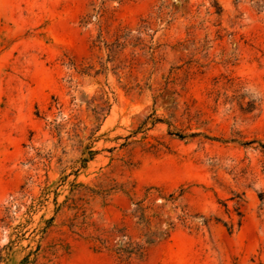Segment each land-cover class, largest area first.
Instances as JSON below:
<instances>
[{
    "label": "rangeland",
    "instance_id": "1",
    "mask_svg": "<svg viewBox=\"0 0 264 264\" xmlns=\"http://www.w3.org/2000/svg\"><path fill=\"white\" fill-rule=\"evenodd\" d=\"M260 144L264 0H0V264H264Z\"/></svg>",
    "mask_w": 264,
    "mask_h": 264
},
{
    "label": "trees",
    "instance_id": "2",
    "mask_svg": "<svg viewBox=\"0 0 264 264\" xmlns=\"http://www.w3.org/2000/svg\"><path fill=\"white\" fill-rule=\"evenodd\" d=\"M129 32H121L117 31L115 34V43L109 46L105 44V48L108 49L109 52H112L113 47H120L121 49L124 48V45L119 43V40L125 41ZM168 134L176 136L179 139L184 138V136L178 133H171ZM262 150H264V144L259 145ZM89 158L94 155V152L90 149H87ZM86 162V159L82 160ZM137 207L135 212H139V219L142 222H145L144 225L145 232L141 235L142 239L140 241L133 240L126 236L122 229L116 230V228H112L108 231H105L100 236L90 237V243L92 244V249L96 252H106L109 255L115 257L119 264H131L136 261H141L147 253V250L150 246L165 240L168 236L170 231L165 230H154L151 231L148 228V222L144 215V207L141 206L140 202H137ZM153 217V216H152ZM170 229H173V225L170 224Z\"/></svg>",
    "mask_w": 264,
    "mask_h": 264
}]
</instances>
